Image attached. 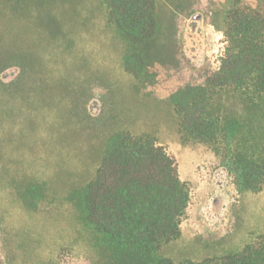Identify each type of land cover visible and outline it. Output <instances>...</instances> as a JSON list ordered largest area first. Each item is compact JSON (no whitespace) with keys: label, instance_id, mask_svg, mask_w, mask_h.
Listing matches in <instances>:
<instances>
[{"label":"rangeland","instance_id":"obj_1","mask_svg":"<svg viewBox=\"0 0 264 264\" xmlns=\"http://www.w3.org/2000/svg\"><path fill=\"white\" fill-rule=\"evenodd\" d=\"M224 1L194 0L191 13L173 17L171 2L162 1V24L175 22L179 48L175 58L151 66L153 78L144 84L125 71V44L99 0H30L8 18L6 36L22 51L45 55L50 83L37 97L7 100L0 109V264H92L90 238L71 199L94 177L105 137L117 129L153 135L188 183L182 234L163 255L201 261L239 251L264 233V188L240 193L212 149L183 143L169 102L220 66L225 36L211 13ZM19 71L10 67L2 78L9 82ZM232 104L247 112L243 103ZM34 183L36 196L28 194Z\"/></svg>","mask_w":264,"mask_h":264},{"label":"trees","instance_id":"obj_2","mask_svg":"<svg viewBox=\"0 0 264 264\" xmlns=\"http://www.w3.org/2000/svg\"><path fill=\"white\" fill-rule=\"evenodd\" d=\"M29 1L0 0V109L7 100L37 97L50 83L42 72L45 55L22 51L6 36V21L25 10ZM99 1L107 24L125 44L123 67L138 84L153 78L150 68L156 61L176 57V24L169 22L165 29L159 7L170 1L172 17L189 14L194 0ZM263 2L225 0L212 9V23L226 42L220 66L202 83H188L169 97L182 142L212 149L240 193L264 188ZM13 66L19 73L4 81L2 73ZM236 100L247 114L231 105ZM83 103L78 99V106ZM39 188L34 183L28 194L36 196ZM71 200L90 238L92 264H264V233L239 251L201 261L175 262L161 253L182 234L190 189L180 178L176 159L148 133L108 132L94 177Z\"/></svg>","mask_w":264,"mask_h":264}]
</instances>
